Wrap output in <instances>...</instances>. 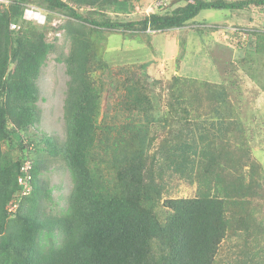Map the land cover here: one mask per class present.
<instances>
[{
    "label": "trees",
    "instance_id": "trees-1",
    "mask_svg": "<svg viewBox=\"0 0 264 264\" xmlns=\"http://www.w3.org/2000/svg\"><path fill=\"white\" fill-rule=\"evenodd\" d=\"M152 1L13 0L0 8V264H264V165L254 155L248 108L240 110L229 88L239 86L235 63L210 54L219 83L186 74L162 86L128 72L114 117L112 106L102 109L106 83L96 74L114 79L112 64L123 70V49L138 37L150 47L152 32L199 29L204 9L247 10L264 0H181L176 7L179 0H161L154 11L139 10ZM31 4L46 13L44 25L23 19ZM55 18L65 19L53 30H64L69 42L68 54L55 56L69 77L66 135L34 142L42 119L37 81L57 51L58 38L48 41ZM240 28L243 39L257 37L245 52L251 57L240 61L252 67L253 56L264 58V28ZM109 35L121 38L114 50ZM239 99L244 103L241 93ZM157 103L164 105L160 116ZM154 122L163 138L152 132ZM59 155L71 189L54 213L41 204L52 189L40 176L47 157ZM26 161L31 190L23 195L18 177ZM173 177L195 185V194L173 197Z\"/></svg>",
    "mask_w": 264,
    "mask_h": 264
},
{
    "label": "rangeland",
    "instance_id": "rangeland-1",
    "mask_svg": "<svg viewBox=\"0 0 264 264\" xmlns=\"http://www.w3.org/2000/svg\"><path fill=\"white\" fill-rule=\"evenodd\" d=\"M154 1L144 6H139V10L142 11L143 8L145 10H154V5L158 6L161 0ZM166 2L169 3V0H164V3ZM182 2L179 0L172 7H176ZM150 4H153L152 8H149L148 5ZM39 12L45 15L42 10H39ZM42 19L44 18L39 21L36 19L32 20L36 21L35 24L38 23L37 25H44L46 18L44 21ZM60 22H62L61 19L55 18L52 25H58ZM197 22H202L200 24L202 26L199 29L186 26L165 32L158 31L156 34L152 32L153 36L151 35L149 39L150 47H143L140 44L141 37H138L139 39L136 38V44L129 43L123 49L122 60L123 62L129 61L123 66V70H121L119 63L114 64V59H111V63L114 62V65L112 64L113 67H111L114 79H109L104 71H97L96 74L100 76L98 78L106 83V89L103 92L102 109L106 110L112 106L109 114L113 117L115 116V111L112 108L118 104L119 95L124 93V88L120 83L123 81V77H127L128 72L137 71L145 79L148 78L149 83L159 82L162 86L174 75L186 74L189 77L219 83L221 81L220 72L211 57L213 54L218 55V62L223 63V60H226L228 62L226 64L230 65L232 63L233 65L235 63V66L240 69L238 70L237 68L233 73L239 86L233 88L232 85H229V88L240 110H244L247 113L248 108L246 122L254 134L253 142L257 145L253 148L254 155L264 165V76L260 74L261 71H264V65L262 64L264 63V58L262 59L260 54L253 56L256 58V65L252 67L249 66L250 63L248 61H244L247 63L245 66L240 62L251 57L248 55L250 54L249 51L246 54L245 52L256 45L257 37L253 34L252 39H249V36L244 35L243 39V33L240 32L242 30H239L240 27L242 29L264 28V7H250L247 10L204 9L198 15ZM211 24H225L228 27L212 30L209 29ZM53 29H56V27L53 26L52 30H50L49 39L54 40V37L59 35V41H57V51L50 55L37 81L40 89L38 104L42 110V119L39 126H37L38 130L35 129V137H39L34 142L45 136H55L60 141H64L66 135L63 104L69 77L66 73L64 60H56L55 56L59 53L67 55L69 42L63 32L56 34V30ZM238 37H241L242 40H239ZM108 39L113 44L108 45L109 50H114L117 40L121 38L116 35H109ZM122 42H125L124 39H122ZM244 55L245 57L242 58ZM135 59H142L143 63H148L150 65L149 70H144V68L136 65L138 63L134 61ZM122 71L125 72L122 73ZM153 84L152 86L156 90V100L159 89H155ZM116 85H118V88H116ZM240 93L244 97V103L239 99ZM159 104L157 103L156 110H154L157 116L164 113V105L162 103ZM161 126L160 123L154 122L152 132H156L158 137L163 138L164 134ZM159 145L160 140L157 141L153 150L156 151ZM46 167L47 169L43 171L40 178L44 186L52 189V197L51 199L43 198L41 204L47 211L53 208L55 213L57 209L56 202H60L62 205L66 204V196L71 189V179L65 161L60 155L58 158L48 156ZM169 187L170 194L173 197H189L195 194V185L177 177H173L170 180Z\"/></svg>",
    "mask_w": 264,
    "mask_h": 264
},
{
    "label": "built area",
    "instance_id": "built-area-1",
    "mask_svg": "<svg viewBox=\"0 0 264 264\" xmlns=\"http://www.w3.org/2000/svg\"><path fill=\"white\" fill-rule=\"evenodd\" d=\"M13 2V0H0V8L1 7H8L11 3ZM25 17L29 18V19H36V20H40L41 18L43 21L45 20V16L42 15L36 7L34 6H27L25 9ZM11 28H16L15 24L11 25ZM31 168V162L30 161H26L24 166L22 167V171H23V175H20L18 177V181L19 184L22 186V190L21 193L23 195H27L29 193V191L31 190V185H30V179H31V174L29 173ZM16 209V204H12L9 208L10 211H15Z\"/></svg>",
    "mask_w": 264,
    "mask_h": 264
},
{
    "label": "clouds",
    "instance_id": "clouds-1",
    "mask_svg": "<svg viewBox=\"0 0 264 264\" xmlns=\"http://www.w3.org/2000/svg\"><path fill=\"white\" fill-rule=\"evenodd\" d=\"M28 6H30V5H28ZM31 6L36 7L38 11H39V10H42V11H43V9L40 8V7H38L37 5L31 4ZM25 9H26V8H25ZM25 9H24V13H23V19L28 20V21H30V22H32V23L35 24L36 21H33L32 19H29V18H26V17H25ZM143 10H144V12L151 11V10H145V8H144ZM153 11H154V10H153ZM43 12H44V11H43ZM44 14H45L44 16H45V18H46V13L44 12ZM60 19L62 20V22H60L59 24L63 23L64 20H65L64 18H60ZM45 23H46V21H45ZM45 23H44V24H45ZM12 24H15V23L13 22V23H11V25H12ZM11 25H10V27H11ZM15 25H16V27H17V24H15ZM211 25H212V24H211ZM52 26H55V27L57 28V25H56V24H55V25H52ZM211 27H212V26H209V29H212V30H213V29H217V28H213V27L211 28ZM13 29H15V28H13ZM59 32H63V34H64L65 31H64V30H56L55 33L58 34ZM49 34H50V33H49ZM49 34H48V41H50V42H54L56 38H58V41H59V37H58L59 35H56V37H54V40H50V39H49Z\"/></svg>",
    "mask_w": 264,
    "mask_h": 264
}]
</instances>
